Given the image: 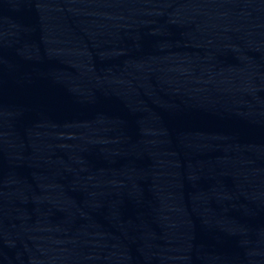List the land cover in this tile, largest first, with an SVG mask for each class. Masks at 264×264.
<instances>
[{
    "label": "water",
    "instance_id": "obj_1",
    "mask_svg": "<svg viewBox=\"0 0 264 264\" xmlns=\"http://www.w3.org/2000/svg\"><path fill=\"white\" fill-rule=\"evenodd\" d=\"M236 11L264 30V0H224Z\"/></svg>",
    "mask_w": 264,
    "mask_h": 264
}]
</instances>
